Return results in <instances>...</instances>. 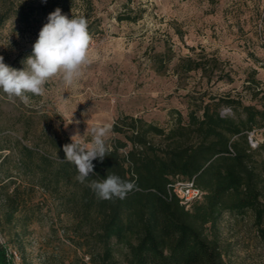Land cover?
<instances>
[{
  "label": "rangeland",
  "instance_id": "374dc122",
  "mask_svg": "<svg viewBox=\"0 0 264 264\" xmlns=\"http://www.w3.org/2000/svg\"><path fill=\"white\" fill-rule=\"evenodd\" d=\"M56 8L87 20L90 63L73 86L57 76L45 95L27 105L0 91V241L17 252L14 264H97L92 258L99 246L87 244V229H78L70 212L78 207L79 185L50 181L64 159L52 138L70 140L79 131L90 139L87 127L113 124L123 115L167 129L177 114L186 121L190 106L200 101L223 104L229 95L258 106L264 99V0H0L5 64L22 68L25 52ZM20 9L27 13L23 21L14 16ZM121 15L139 18L119 21ZM187 57L204 63L207 72H184ZM221 108L223 115L234 114ZM252 135L261 141L262 130ZM115 138L124 140L111 131L108 147ZM20 144L32 151L23 158L31 168L16 164ZM37 165L45 167L46 178ZM73 193L76 202L68 200ZM218 230L228 264H264L250 212L223 214ZM116 264L125 263L117 258Z\"/></svg>",
  "mask_w": 264,
  "mask_h": 264
},
{
  "label": "trees",
  "instance_id": "16d2710c",
  "mask_svg": "<svg viewBox=\"0 0 264 264\" xmlns=\"http://www.w3.org/2000/svg\"><path fill=\"white\" fill-rule=\"evenodd\" d=\"M14 16L23 21L27 13L20 9ZM138 18L121 15L118 20ZM31 52L32 48L15 62ZM214 65L217 68V63ZM181 67L184 72H207L204 63L190 57ZM222 102L233 108V115L221 114L223 104L210 98L194 102L186 121L177 114L167 129L140 117H118L112 131L124 140L113 139L109 156L102 162L93 160L90 179H104L109 171L133 182L135 187L124 199H99L87 182L76 180V167L66 161L52 171L54 186L60 182L79 185V204L70 212L79 219L78 229H87V244L99 246L94 262L116 264L120 258L125 264H228L218 230L225 213L243 216L250 212L255 232L264 244V99L258 106L229 95ZM257 130H262V139L256 138L258 142L252 147L248 136ZM51 142L65 158L63 146L71 141L64 137L62 142L55 138ZM31 153L20 144L16 164L31 168L23 159ZM37 166L46 178L45 167ZM177 182H192L201 191L200 197L183 203L181 195L173 191ZM74 196L68 200L76 202ZM6 250L0 241V264H14Z\"/></svg>",
  "mask_w": 264,
  "mask_h": 264
},
{
  "label": "clouds",
  "instance_id": "9594fccd",
  "mask_svg": "<svg viewBox=\"0 0 264 264\" xmlns=\"http://www.w3.org/2000/svg\"><path fill=\"white\" fill-rule=\"evenodd\" d=\"M91 39L84 17L72 15L69 18L56 8L40 29L31 54L21 61V69L5 64L3 56H0V91L8 99L18 98L27 105L31 97L45 95L46 85L57 76L62 78L65 86H73L90 63ZM72 123L73 116L68 124ZM112 128L111 122L94 124L86 129L90 139H85V133L81 136L77 131L70 137L71 143L63 146L65 158L62 161L73 164L77 170L76 180L87 182V186L102 200L124 199L135 187L133 182L109 171L104 179H90L94 170L93 160L102 162L109 156L107 139Z\"/></svg>",
  "mask_w": 264,
  "mask_h": 264
},
{
  "label": "built area",
  "instance_id": "2783aa9c",
  "mask_svg": "<svg viewBox=\"0 0 264 264\" xmlns=\"http://www.w3.org/2000/svg\"><path fill=\"white\" fill-rule=\"evenodd\" d=\"M248 139L252 147L256 146L258 141L252 135V132L249 133ZM173 191L181 195L183 203L198 198L201 195V191L198 188L194 187L192 182H177L173 185ZM6 256L12 262L18 259L17 252L14 249H11L10 247H7Z\"/></svg>",
  "mask_w": 264,
  "mask_h": 264
}]
</instances>
